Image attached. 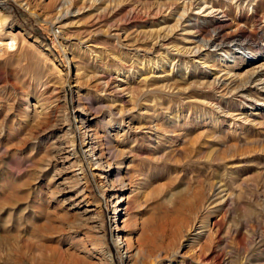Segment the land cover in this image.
Wrapping results in <instances>:
<instances>
[{
  "label": "rangeland",
  "instance_id": "1",
  "mask_svg": "<svg viewBox=\"0 0 264 264\" xmlns=\"http://www.w3.org/2000/svg\"><path fill=\"white\" fill-rule=\"evenodd\" d=\"M182 2L0 0V264H264V0Z\"/></svg>",
  "mask_w": 264,
  "mask_h": 264
},
{
  "label": "bare ground",
  "instance_id": "2",
  "mask_svg": "<svg viewBox=\"0 0 264 264\" xmlns=\"http://www.w3.org/2000/svg\"><path fill=\"white\" fill-rule=\"evenodd\" d=\"M184 2H182L183 3V5L181 6V8H182V13H186L189 9H191V7H194V6H200V4H201V2L203 1V0H201V2L199 1V0H183ZM64 6V5H63ZM71 8V7H70ZM69 6H67L66 7V9H67V11H66V13L65 14H62L63 12H61V11H63V7H60V9H59V12H61V14H60V16L58 17V18H56V21H59L61 18H63L64 16H67V15H69ZM199 9V8H198ZM58 12V13H59ZM57 13V14H58ZM61 15H63V17L61 16ZM225 15V13L223 14V16ZM182 16H183V14H181V16H179V21H177L176 22V25H178V23L180 22V19L182 18ZM186 16V15H185ZM225 17V16H224ZM219 19V18H218ZM221 22L222 21H220V19L219 20H216L215 21V24H216V26H212L213 28H212V30L211 31H209V30H204V36H202L203 38H201L202 39V41H201V45L200 46H202V47H204V48H206L207 50H213L214 52H218V51H220V52H222L223 53V51L224 50H227V49H235L234 47H236L235 45L233 46L232 44H238L239 42H240V50H244V48H246V46L248 47V42L251 40V36H247L246 38H245V40L244 41H239L238 42V40H236V39H231V38H228L227 36H225V35H222L221 34V30H222V28H223V25H221ZM176 27V26H175ZM178 27V26H177ZM202 34V33H201ZM245 35H247V34H245ZM241 37V36H240ZM200 39V40H201ZM238 39V38H237ZM241 39V38H240ZM248 44V45H247ZM249 49V48H248ZM253 50V49H252ZM248 51V50H247ZM200 52V51H199ZM229 53V52H228ZM179 54V53H178ZM240 56V58L241 59H243V57L245 56V54H243V52L239 55ZM230 57H228L227 59H229ZM251 58H254L255 59V57L254 56H252L251 55ZM170 61V60H169ZM173 60H171V62H172ZM175 61V60H174ZM258 70V69H257ZM258 72H256V70H252V71H250L249 73H246L245 75H235L234 76V79L233 80H231L230 82H229V84H233V85H235V88L234 89H237V90H244V89H246V86H248V85H250V84H254V83H256V81H259L257 78H258V74H257ZM262 75V74H261ZM261 82V81H260ZM218 84H221L220 83V81L218 80V78H216L215 80H214V85H218ZM257 84V83H256ZM215 87V86H214ZM85 134V133H84ZM86 135V134H85ZM82 152V151H81ZM82 154V158H88V157H90L89 155L87 156H85V155H83V153H81ZM213 192H214V190H211L210 191V198L212 197V195H213ZM219 194V193H218ZM222 194V193H221ZM228 194V193H227ZM226 194V195H227ZM220 195V194H219ZM225 195V196H226ZM218 196V195H217ZM216 196V197H217ZM223 196V195H222ZM230 195H228L227 196V198L229 197ZM224 198V197H223ZM220 200H221V198H220ZM226 200H228V199H226ZM217 201V200H216ZM223 202V201H222ZM216 224H217V222H214L212 225H213V227L214 226H216ZM208 225V224H207ZM206 226V225H205ZM117 229H114V231H116ZM210 230V229H209ZM116 232H118V230L116 231ZM204 241V240H203ZM114 242H115V244H116V246L117 247H122V249H123V247L125 246V247H127L126 246V243H125V239L122 237V236H120L118 233L116 234V236H115V240H114ZM209 242H208V240H205V242H204V244L203 245H201L200 246V248H199V251H202L203 249H204V247L208 244ZM120 248H118V249H120ZM66 255V254H65ZM64 256V255H63ZM73 258V257H72ZM60 264H79V261H76V260H72V259H64L63 261H61V263Z\"/></svg>",
  "mask_w": 264,
  "mask_h": 264
}]
</instances>
